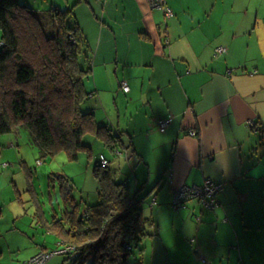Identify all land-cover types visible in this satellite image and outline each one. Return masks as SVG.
Here are the masks:
<instances>
[{
  "label": "crops",
  "instance_id": "obj_1",
  "mask_svg": "<svg viewBox=\"0 0 264 264\" xmlns=\"http://www.w3.org/2000/svg\"><path fill=\"white\" fill-rule=\"evenodd\" d=\"M104 1L78 0L73 11L92 70L98 60L104 65L103 82L96 74L94 84L90 75L84 82L122 144L113 161L103 151L108 169H119V182L150 220L142 263L264 264V0H167L174 13L167 20L147 0ZM206 178L223 183L215 208L196 198L173 205L178 187ZM29 247L27 258L46 252ZM9 250L5 256L0 246V263L16 264L19 250ZM56 255L53 264H69Z\"/></svg>",
  "mask_w": 264,
  "mask_h": 264
},
{
  "label": "trees",
  "instance_id": "obj_2",
  "mask_svg": "<svg viewBox=\"0 0 264 264\" xmlns=\"http://www.w3.org/2000/svg\"><path fill=\"white\" fill-rule=\"evenodd\" d=\"M75 6L50 9L51 34L38 11L20 0H0V134L28 128L42 157L65 152L77 159L91 148L83 141L88 132L116 153L122 145L118 130L98 121L93 110L81 109L93 57ZM93 172L98 182L93 204L75 199L70 180L62 186L66 207L48 228L63 247L53 252L62 250L69 264H143L140 257L132 259L149 235L141 201L129 194L126 182L114 179L108 166L97 161Z\"/></svg>",
  "mask_w": 264,
  "mask_h": 264
},
{
  "label": "rangeland",
  "instance_id": "obj_3",
  "mask_svg": "<svg viewBox=\"0 0 264 264\" xmlns=\"http://www.w3.org/2000/svg\"><path fill=\"white\" fill-rule=\"evenodd\" d=\"M20 1L26 4V1ZM72 1L71 6L78 0ZM27 5L39 12V20L46 26V32L51 34L54 33L55 27L49 24L50 9L56 5L60 9H67L64 0H37ZM89 27L91 29V23ZM94 29L98 32V23ZM99 62L101 61L98 60V64L90 72L92 84L93 74L94 76L96 74L97 83L103 82L104 65ZM93 64L95 65V58ZM108 69L115 77L114 67ZM86 82L85 90L88 95L81 109L93 110L98 116V121L101 119L103 121V102L88 93L91 85ZM100 88L103 89V84ZM112 109L115 115V108L107 107L105 111L109 113ZM83 141L91 148L80 151L78 158L71 160L65 152L42 157L37 146L31 142L28 128L24 126L0 134V246L3 255L8 257L12 252L9 250L10 246L13 245L19 250L14 252L16 264H23L24 259H29L32 252L29 246L38 245L39 250L43 246L48 252L55 251L58 247L56 234L49 232L47 228L54 217L60 216L66 207L62 186L67 185V180L74 186L73 195L79 202L83 199V202L93 204L98 200V182L92 170L101 154L107 158L103 151L110 153L111 161L116 158L94 134L88 132ZM126 155L128 153H125L124 161ZM3 163L8 165L4 166ZM117 173H120L119 169L113 177L121 181L117 178ZM11 199H13L11 205L7 206L6 203ZM134 253L132 259H138V251ZM58 259L54 257L48 260L49 264L57 262ZM4 261L2 260L0 264Z\"/></svg>",
  "mask_w": 264,
  "mask_h": 264
},
{
  "label": "built area",
  "instance_id": "obj_4",
  "mask_svg": "<svg viewBox=\"0 0 264 264\" xmlns=\"http://www.w3.org/2000/svg\"><path fill=\"white\" fill-rule=\"evenodd\" d=\"M147 2L151 9L161 10L165 20L171 18L174 14L167 4V0H147ZM224 51L225 48L222 46L216 48V52L219 54ZM122 87L125 91H129V86L126 81L122 82ZM170 122L171 117L160 119L158 121V129L160 131H165ZM188 134L190 136H196L197 131L192 129L188 131ZM98 163L101 167L105 168L108 166L109 161L103 154H101ZM222 189L223 183L211 178H206L202 185H184L175 190L173 205L179 207L184 205L188 200L196 198L201 202L203 207L212 209L219 204L218 194ZM61 252L63 251H59V253ZM53 254H56V252H40L30 258V260L24 261L23 264H45Z\"/></svg>",
  "mask_w": 264,
  "mask_h": 264
},
{
  "label": "bare ground",
  "instance_id": "obj_5",
  "mask_svg": "<svg viewBox=\"0 0 264 264\" xmlns=\"http://www.w3.org/2000/svg\"><path fill=\"white\" fill-rule=\"evenodd\" d=\"M49 253H51V252H49ZM30 260V259H29Z\"/></svg>",
  "mask_w": 264,
  "mask_h": 264
}]
</instances>
